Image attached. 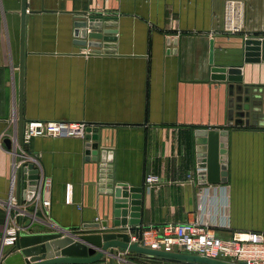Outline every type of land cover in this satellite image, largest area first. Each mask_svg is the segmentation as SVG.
<instances>
[{"label":"crops","instance_id":"1","mask_svg":"<svg viewBox=\"0 0 264 264\" xmlns=\"http://www.w3.org/2000/svg\"><path fill=\"white\" fill-rule=\"evenodd\" d=\"M239 1L244 26L232 33L225 27L226 0H0V250L9 215L20 212L23 225L21 247L3 248L7 264H22L21 249L65 231L96 232L92 226L103 221L121 228L114 225L113 195L99 190L98 161L87 159V140L79 137L31 140L26 149L39 158L49 191L37 210L23 199L9 213L12 187L17 198L10 135L19 129L22 57L24 118L97 127L90 133L98 138L88 141L113 151L114 182L146 186L139 232L195 220L222 237L264 230V110L250 125H230L228 84L212 78L214 66L239 67L228 81L260 85L264 101V60L244 57L245 39H264V0ZM92 15L113 23L100 29H113L104 35L114 40H86L108 46L79 42L81 31L92 29L77 23ZM212 129L223 130L228 142L227 181L200 184L198 155ZM149 175L160 181L146 185ZM115 251L123 257L115 264H180Z\"/></svg>","mask_w":264,"mask_h":264},{"label":"water","instance_id":"2","mask_svg":"<svg viewBox=\"0 0 264 264\" xmlns=\"http://www.w3.org/2000/svg\"><path fill=\"white\" fill-rule=\"evenodd\" d=\"M25 16V11L23 12ZM84 16L83 18H85ZM89 16L87 22L77 23V27L86 28L89 26L92 31L84 29L79 42L90 46H108L105 42L87 41L86 37L106 40H114L113 37L104 35L115 33L113 29H100V25L110 26L113 23L101 22L100 17ZM79 30V29H77ZM80 32V31H77ZM86 34V35H85ZM170 43V42H169ZM245 61L260 62L264 60V39L248 37L244 42ZM212 78L220 79L228 84L229 93V123L235 126L250 125L251 120L259 119L260 112L264 110L260 85H243L237 81H228L229 75L239 74V67H219L212 69ZM19 139L23 138V131L26 119L24 118V61L20 64L19 80ZM85 139V153L88 160L98 161V185L100 191L113 195L115 226L109 227L108 221L97 222L92 227L96 232L77 233L65 231L64 236L46 241L19 251L24 256L22 264H59V263H95L109 257L110 264L116 260H123V257L116 253L115 249L120 248L125 252L137 253L140 256L161 259L180 264H231L222 260L211 259L200 255L165 252L140 246L138 243L130 242L128 227L137 230L135 226L140 223L139 211H141L142 199L146 192V186H130L126 183H115L113 177V151L100 148L96 140L98 136L90 132H97L98 128H88ZM223 130L212 129L207 132L206 141H203V154H199L197 163V175L200 184L218 183L227 181V164L224 163L227 153L226 142L221 140ZM7 142H9L7 140ZM206 143V146H205ZM222 153V154H221ZM93 156V157H92ZM39 184L38 170L33 163L20 166L16 173L17 203L21 204L23 199L31 202L36 195ZM31 210H37L36 204L31 205ZM30 219L28 222H31ZM20 237V235H19ZM20 246L19 240L16 243Z\"/></svg>","mask_w":264,"mask_h":264},{"label":"built area","instance_id":"3","mask_svg":"<svg viewBox=\"0 0 264 264\" xmlns=\"http://www.w3.org/2000/svg\"><path fill=\"white\" fill-rule=\"evenodd\" d=\"M244 6L239 0H226L225 2V27L229 32L237 33L243 30ZM16 123L15 117L12 119ZM88 124L84 121L66 120H26L22 140L19 139V129L15 128L10 135L14 149L19 150V160L14 161L15 177L17 170L23 164L31 162L38 170L39 184L37 193L32 200L38 205L44 195L49 191V183L41 173L38 159L27 150V144L35 137H80L85 138L88 133ZM2 139L0 141V145ZM14 177V178H15ZM158 177L149 175L146 185L158 183ZM66 201L70 203L71 189H67ZM13 203H17L13 187L9 196V213ZM48 203V202H47ZM18 204V203H17ZM20 205V204H18ZM9 215L8 224L2 236L3 248L16 246L23 225L18 217ZM130 242L140 246L165 252H180L200 255L203 257L222 260L231 264H264V230L261 231H234L230 237H222L217 233V227L199 220L190 222H169L161 227H145L141 232L128 227ZM0 250V264L6 263V253Z\"/></svg>","mask_w":264,"mask_h":264},{"label":"rangeland","instance_id":"4","mask_svg":"<svg viewBox=\"0 0 264 264\" xmlns=\"http://www.w3.org/2000/svg\"><path fill=\"white\" fill-rule=\"evenodd\" d=\"M80 138V137H79ZM226 143L228 144V142L226 141ZM28 146H29V144H27V148H28ZM27 150V149H26ZM28 151V150H27ZM10 153H11V155L13 156V158L15 159L14 161H16V160H19V150H13V151H10ZM224 156H225V158H224V160H225V162L224 163H226L227 164V175H228V162H229V149H227V153L226 154H224ZM223 156V157H224ZM36 157V156H35ZM37 159H38V161H39V163H41L40 162V160H39V158L38 157H36ZM28 163H31V162H28ZM223 215H225L224 213H223Z\"/></svg>","mask_w":264,"mask_h":264}]
</instances>
